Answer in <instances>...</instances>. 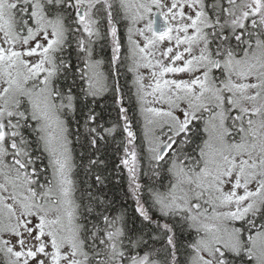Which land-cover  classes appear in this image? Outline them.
<instances>
[{
    "label": "snow or ice",
    "instance_id": "1",
    "mask_svg": "<svg viewBox=\"0 0 264 264\" xmlns=\"http://www.w3.org/2000/svg\"><path fill=\"white\" fill-rule=\"evenodd\" d=\"M0 264H264V0H0Z\"/></svg>",
    "mask_w": 264,
    "mask_h": 264
}]
</instances>
